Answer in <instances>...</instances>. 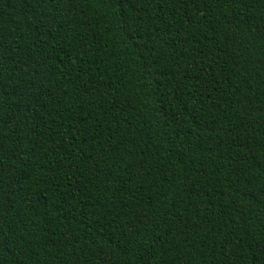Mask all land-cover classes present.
Masks as SVG:
<instances>
[{
  "label": "trees",
  "instance_id": "trees-1",
  "mask_svg": "<svg viewBox=\"0 0 264 264\" xmlns=\"http://www.w3.org/2000/svg\"><path fill=\"white\" fill-rule=\"evenodd\" d=\"M0 264H264V0H0Z\"/></svg>",
  "mask_w": 264,
  "mask_h": 264
}]
</instances>
